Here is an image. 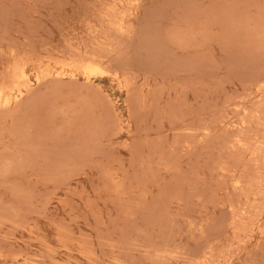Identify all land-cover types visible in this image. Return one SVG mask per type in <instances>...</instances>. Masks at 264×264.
Returning a JSON list of instances; mask_svg holds the SVG:
<instances>
[{"label": "rangeland", "instance_id": "obj_1", "mask_svg": "<svg viewBox=\"0 0 264 264\" xmlns=\"http://www.w3.org/2000/svg\"><path fill=\"white\" fill-rule=\"evenodd\" d=\"M0 85V264H264V0H0Z\"/></svg>", "mask_w": 264, "mask_h": 264}, {"label": "bare ground", "instance_id": "obj_2", "mask_svg": "<svg viewBox=\"0 0 264 264\" xmlns=\"http://www.w3.org/2000/svg\"><path fill=\"white\" fill-rule=\"evenodd\" d=\"M96 63V62H95ZM85 64V63H84ZM100 64V63H99ZM124 64V63H123ZM63 65V64H62ZM66 65V64H65ZM83 65V64H82ZM23 66V65H22ZM68 66V65H67ZM69 66H70V64H69ZM69 66H68V68H69ZM102 66V65H101ZM19 67V66H18ZM25 66H23V68H24ZM110 67V66H109ZM20 68V67H19ZM19 68H17L16 67V71H15V80H17V79H20V80H22L23 79V81H24V79L28 76V75H26V73L24 72L25 70H21V69H19ZM79 69H81V71H82V73L83 74H85L88 78L91 76V75H95V74H99V72L101 71V73H105L106 71L105 70H100L99 68H97V67H95V66H85L84 65V67H80ZM102 69V68H101ZM106 69V68H105ZM14 70H15V68H14ZM13 70V71H14ZM111 70V69H110ZM28 71V70H27ZM26 71V72H27ZM50 71V70H49ZM103 71V72H102ZM56 73H59V72H56ZM108 72H106L105 74H107ZM67 74V73H66ZM72 74H74V73H72ZM110 74V73H109ZM14 75V74H13ZM114 75V74H113ZM73 76V75H72ZM115 77V76H114ZM22 78V79H21ZM121 79V78H120ZM123 79V78H122ZM19 80V81H20ZM119 80V79H118ZM124 80V79H123ZM11 81V80H10ZM18 81V82H19ZM25 81H27V80H25ZM14 82H16V81H14ZM26 83V82H25ZM24 83V84H25ZM16 84V83H15ZM20 84V83H19ZM23 84V83H22ZM127 84V83H126ZM17 85V84H16ZM27 85V84H26ZM1 86V85H0ZM11 86V85H10ZM15 86V85H14ZM23 86V85H22ZM127 86V85H126ZM17 87H18V85H17ZM16 86H15V89L17 88ZM11 88V87H10ZM2 90H4V88H2ZM1 90V91H2ZM6 90V89H5ZM10 89H8L7 88V91H9ZM24 90V89H23ZM18 91V90H17ZM11 92V91H10ZM20 90L18 91V93L16 94V95H10V96H5L6 98H5V101H9L10 99H12V98H15L16 99V97L18 96V94H20ZM102 93V92H101ZM23 94V93H22ZM116 94V93H115ZM127 95V94H126ZM120 96V95H119ZM118 97V96H117ZM116 97V99H119V98H117ZM121 97V96H120ZM3 99V96H1L0 97V99ZM2 99H1V101H2ZM115 99V100H116ZM12 100H14V99H12ZM20 100V99H19ZM114 100V101H115ZM4 101V102H5ZM118 101L119 100H117V103H118ZM116 102V101H115ZM15 104V103H14ZM7 111V110H6ZM130 116V115H129ZM15 181V180H14ZM15 184V183H14ZM16 187H18V186H16ZM37 196V195H36ZM39 197V196H38ZM33 198V197H32ZM42 198V197H41ZM48 198V197H47ZM43 199H44V197H43ZM37 202V201H36ZM48 202V201H47ZM29 204V203H28ZM21 211V210H20ZM1 213V212H0ZM3 214V213H2ZM23 215V214H22ZM5 220V219H4ZM11 222V221H10ZM1 223V222H0ZM10 224H12V223H10ZM3 225V224H2ZM12 225H14V224H12ZM1 226V225H0ZM12 229V228H11ZM3 235H4V233H3ZM5 236V235H4ZM2 238H4V237H2ZM5 241V240H4ZM1 242V241H0ZM17 257V256H16ZM49 257V256H48ZM52 258V257H51ZM10 261H11V259H10Z\"/></svg>", "mask_w": 264, "mask_h": 264}]
</instances>
